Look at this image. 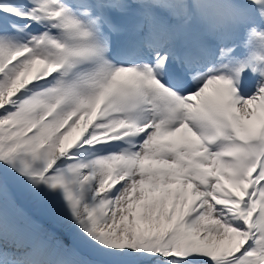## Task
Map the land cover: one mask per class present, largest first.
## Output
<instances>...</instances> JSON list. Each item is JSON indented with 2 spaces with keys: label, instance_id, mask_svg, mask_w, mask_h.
Instances as JSON below:
<instances>
[{
  "label": "snow or ice",
  "instance_id": "6c2138e0",
  "mask_svg": "<svg viewBox=\"0 0 264 264\" xmlns=\"http://www.w3.org/2000/svg\"><path fill=\"white\" fill-rule=\"evenodd\" d=\"M0 264H264V0H0Z\"/></svg>",
  "mask_w": 264,
  "mask_h": 264
},
{
  "label": "rangeland",
  "instance_id": "374dc122",
  "mask_svg": "<svg viewBox=\"0 0 264 264\" xmlns=\"http://www.w3.org/2000/svg\"><path fill=\"white\" fill-rule=\"evenodd\" d=\"M251 87V86H250Z\"/></svg>",
  "mask_w": 264,
  "mask_h": 264
}]
</instances>
